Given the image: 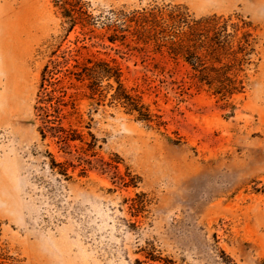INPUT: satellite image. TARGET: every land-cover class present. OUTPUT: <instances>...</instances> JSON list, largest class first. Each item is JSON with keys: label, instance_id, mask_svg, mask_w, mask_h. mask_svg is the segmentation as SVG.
I'll return each instance as SVG.
<instances>
[{"label": "rangeland", "instance_id": "rangeland-1", "mask_svg": "<svg viewBox=\"0 0 264 264\" xmlns=\"http://www.w3.org/2000/svg\"><path fill=\"white\" fill-rule=\"evenodd\" d=\"M82 2L91 24L0 0V264H264V0ZM175 5L241 27L231 49L250 33L241 92L101 23ZM98 60L158 117L127 113L107 80L90 98L71 72Z\"/></svg>", "mask_w": 264, "mask_h": 264}, {"label": "trees", "instance_id": "trees-1", "mask_svg": "<svg viewBox=\"0 0 264 264\" xmlns=\"http://www.w3.org/2000/svg\"><path fill=\"white\" fill-rule=\"evenodd\" d=\"M55 5L69 25L75 24L77 20L83 25L91 24L92 18L84 9L82 0H55ZM101 23L111 29L107 37L109 41L123 39L125 32L130 31L138 41L151 43L156 50L164 48L169 54L182 57L194 76L211 86L214 93L226 95L241 92L243 89V83L237 79L236 73L241 70L244 57H239L238 54L244 49L243 44L247 42L250 33L242 32L236 41L238 47L231 49L230 44L241 27L231 24L233 31L228 32V19L215 15L193 18L183 7L175 5L154 6L129 12L112 10L108 16L103 17ZM243 24L246 26L244 22ZM226 57H230L231 62L223 61ZM233 69L236 71H232ZM71 74L76 80H87L86 87L90 98L103 95L102 81L107 80L106 87L112 90L111 100L122 105L127 113L144 122H152L154 117H158L150 112L140 94L131 92L123 85L120 69L110 65L108 61H88ZM43 80L48 81L45 77ZM59 166L62 174H65L62 165Z\"/></svg>", "mask_w": 264, "mask_h": 264}]
</instances>
